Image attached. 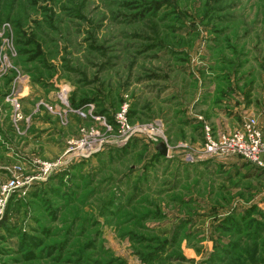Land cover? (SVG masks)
<instances>
[{
  "label": "rangeland",
  "instance_id": "obj_1",
  "mask_svg": "<svg viewBox=\"0 0 264 264\" xmlns=\"http://www.w3.org/2000/svg\"><path fill=\"white\" fill-rule=\"evenodd\" d=\"M252 118L264 0H0V264H264Z\"/></svg>",
  "mask_w": 264,
  "mask_h": 264
},
{
  "label": "built area",
  "instance_id": "obj_2",
  "mask_svg": "<svg viewBox=\"0 0 264 264\" xmlns=\"http://www.w3.org/2000/svg\"><path fill=\"white\" fill-rule=\"evenodd\" d=\"M204 147L211 155L223 157L237 155L252 164L264 166V133L254 118L247 120L240 130L223 134L217 140L212 138L210 129L207 128ZM14 182L15 180H12L11 184ZM8 191L9 186H3L0 197V215Z\"/></svg>",
  "mask_w": 264,
  "mask_h": 264
},
{
  "label": "water",
  "instance_id": "obj_3",
  "mask_svg": "<svg viewBox=\"0 0 264 264\" xmlns=\"http://www.w3.org/2000/svg\"><path fill=\"white\" fill-rule=\"evenodd\" d=\"M158 149L161 151L162 154H166V152H167V149H166L164 143H160Z\"/></svg>",
  "mask_w": 264,
  "mask_h": 264
}]
</instances>
